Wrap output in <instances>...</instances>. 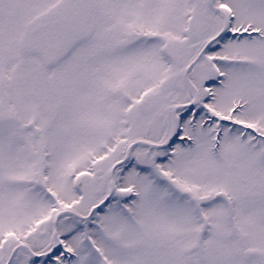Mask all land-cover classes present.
Segmentation results:
<instances>
[{"label": "snow or ice", "instance_id": "obj_1", "mask_svg": "<svg viewBox=\"0 0 264 264\" xmlns=\"http://www.w3.org/2000/svg\"><path fill=\"white\" fill-rule=\"evenodd\" d=\"M0 264H264V0H0Z\"/></svg>", "mask_w": 264, "mask_h": 264}]
</instances>
